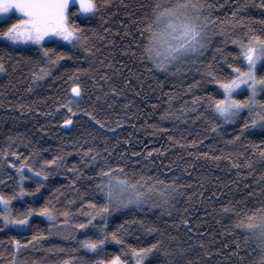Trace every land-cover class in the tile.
Masks as SVG:
<instances>
[{"label":"snow or ice","instance_id":"obj_1","mask_svg":"<svg viewBox=\"0 0 264 264\" xmlns=\"http://www.w3.org/2000/svg\"><path fill=\"white\" fill-rule=\"evenodd\" d=\"M111 3L112 0H0V14L13 11L19 13L18 18L0 27V38L3 39L0 48L4 50L0 54V72L7 73L6 65L9 61L14 69L23 64L33 82L27 91H32L34 85L52 77L54 70L61 66L65 58L88 60L89 57H96L99 49L93 43V38L104 40L106 36L92 27L91 21L102 10H107ZM234 5L231 14L221 18L215 15L214 9L222 5L213 0H144L138 6V15L126 12L128 23L120 21L124 26V38L131 40L124 53L138 58L149 72L160 70L167 78L169 74L173 77L178 73L184 75L195 67L201 73V78L193 80L182 93L189 95L190 101L181 103L179 110L174 107V102L180 96L173 89L162 93L167 96V101L159 113L160 120L178 121L181 117L187 119L188 113H194L195 121L206 122L209 127L205 131L223 137L225 145L239 144L249 130H264V19L256 20L241 15L248 7V0H234ZM260 7L264 8V0H260ZM101 19H104L103 15ZM255 23L261 27L257 29L253 26ZM108 31L104 29L105 33ZM62 43H66L72 51L61 47ZM21 44L34 48L36 55L17 53L20 59L14 60L7 49ZM229 44L235 46L236 50L229 51ZM76 52L81 55L77 57ZM209 52L211 59L207 58ZM97 67L103 69L114 65L110 60L105 63L101 58ZM96 71L92 63H89L87 68H65L55 77L63 80L67 76L63 81L67 85L64 96H57L53 101L54 111L63 115L61 123L64 126L73 125V117L77 113H86L97 125L108 127L93 110L83 106L85 98L90 99V94L81 79L82 75H89L95 88L101 90L104 85L100 81L112 79L104 71L98 80ZM124 84L131 86L128 79L124 80ZM209 84L214 86L213 91L204 90ZM160 85L163 88L164 81H160ZM109 93L123 95V90L110 84L108 92L103 95L106 97ZM100 98L98 94L96 100ZM153 107L157 110L160 108L159 105ZM36 110L40 111L39 108ZM228 123L239 125V131L230 138L221 131L222 125ZM169 139L185 148L202 143V140L195 138L187 140V143L176 137ZM248 145L253 153L264 160V139L259 143L249 140ZM247 150L245 148L238 155L244 156ZM101 151L106 153L103 158ZM155 151L158 150H150L145 159L152 162ZM80 154L84 167L101 161L99 169H92L93 175L88 177L84 167L73 163L66 173L70 184L59 185L43 203L36 204L37 193L49 184V177L55 174L52 170L65 168L66 157L70 153L58 150L50 159H40L38 149H33L27 155L12 151L10 143L7 151L0 149V156L4 158L0 161V169L5 173L4 179H0V185L8 186L6 182L14 181L11 192L0 190V231L9 234L5 239H0V264H85V258L79 255L81 250L95 256L89 264H150V260L159 252H163L165 257L172 256L173 248L165 247V240L172 244L175 236L168 237L161 229L151 226L146 227L145 232L158 233L159 238L150 243H128L126 237L129 231L126 225H144L145 221L140 218L125 221L109 231L108 218L113 211L130 205L137 208L151 205L161 212H167L171 218L174 212L181 211L178 207L181 200L186 198L190 203L197 197V193L203 197L204 192L199 191V188L191 191L193 183L178 182L180 177L175 175V171L179 166L173 162H169L171 166H164V172H160L157 167L155 172L148 174L149 164L141 165L139 153L128 156L125 151L112 159L111 149L97 151L94 147L82 146ZM195 155L212 160L227 159L237 169L241 167L234 159V154L223 149L219 154L206 151ZM8 166L14 170L15 176L8 171ZM244 166L250 169L248 175L256 171L251 160H247ZM188 167L184 166L181 175L187 173ZM92 180L97 183H91ZM27 182L34 186H29ZM83 182L88 183L93 196L99 194L102 203L86 198V194L61 202V189L68 187L74 193H80V183ZM194 183L202 186L199 179ZM222 196V192L212 193L213 200ZM235 196L241 199H229L217 209L218 214L229 219V228L238 237L229 245L232 249V256L228 257L229 264L232 257H236V264H264V172L259 174L255 186L245 185ZM77 200L82 201L79 208L75 207ZM14 201L20 203L14 204ZM187 211V208L183 209V212ZM37 215L45 217L47 225L44 229L37 227L27 238L23 234L34 227L32 220ZM98 217L102 223H96ZM172 223L177 228L180 225L190 226L186 216ZM81 232L85 235L79 239L77 234ZM89 232L92 234H87ZM54 237H63V242L44 248L49 239ZM109 241L119 245L120 251L108 252L106 244ZM71 243H75L76 247L67 246ZM199 243L203 248V241ZM38 245L43 249V256L38 255ZM187 251L177 246L176 255ZM216 252L220 250L216 249ZM242 252L248 253L247 258L241 255ZM51 254L56 258L53 259ZM205 254L211 257L213 252ZM195 259L199 261L200 257ZM173 264L179 262L173 261ZM186 264L193 262L187 261Z\"/></svg>","mask_w":264,"mask_h":264},{"label":"trees","instance_id":"obj_2","mask_svg":"<svg viewBox=\"0 0 264 264\" xmlns=\"http://www.w3.org/2000/svg\"><path fill=\"white\" fill-rule=\"evenodd\" d=\"M144 0H112L111 5L107 10H102L91 21L92 27L96 28L101 35H105L106 39L99 40L93 38L96 48L99 51L96 57H89L88 60L65 58L59 68L54 70L53 76L46 78L39 84L33 86L32 91H27L29 85L33 82L30 80L27 70L21 64L19 68L14 69L12 62L9 61L6 65L7 73L0 72V149L8 150L9 143L12 151H18L24 155L32 152L33 149L40 150V159H50L57 153L58 150H64L70 155L66 157V167L60 170L53 169L54 175L49 177V184L37 193L36 204L43 203L44 199L48 197L52 190L59 185H69L70 180L66 174L71 169L73 163L80 164L84 167L83 157L80 154V149L94 147L97 151L102 149H111V158L115 159L119 155L127 151L128 156L133 153H139L141 165L149 164L148 174H152L159 167L160 172H164V166L169 165V162L178 165L179 168L175 171V175L180 177V183H193L191 191L204 192V196L197 197L190 203L186 198L181 200L178 207L181 209L179 213H173L170 218L167 212H161L151 205H146L143 208L135 206H128L121 208L109 216L108 230H114L119 224L125 221H132L140 218L145 221L144 225L132 223L126 225L129 235L126 237L128 243H150L154 239L159 238L158 233L145 232L146 227L155 226L162 230L168 236H175V241L169 244L165 240V247L173 248V255L165 257L163 252L157 253L155 258L150 260V264H173V261H178L179 264H186L187 261H192L193 264H229L228 257L232 256V249L229 247L234 241L238 239L233 235L229 228V219L218 214L217 209L221 203L229 199H241L234 194L243 190L245 185L255 186V181L259 179V174L264 172V160H262L257 153H253L248 145V141L259 143L264 139V130L259 128L249 130L241 142L237 145H225L223 137L218 134L206 132L208 128L206 122L195 121L194 113H188L187 119L181 117L180 120L161 121L159 118L160 111L166 106L167 96L162 95L169 89H173L175 93L180 96V99L174 102V107L179 110L180 104L184 101H190L189 95L182 93L187 88V85L193 80H199L201 73L197 72L195 67L184 75L177 74L175 77L170 74L162 75L160 70L149 72L138 58L132 57L130 54L126 55L124 49L129 43L130 39L124 38V26L120 23L121 20L125 24L128 23L129 18L125 15L126 12L139 14L138 6ZM214 3L222 5L214 9L215 15L221 18L229 16L231 10L234 8V0H213ZM112 13V15H109ZM103 15L104 19H101ZM241 15L250 16L256 20L264 19V8L260 7V0H248L247 9L241 12ZM16 17L11 15L7 20L0 22V27L12 22ZM77 19H79L77 17ZM83 23V20H80ZM257 29L261 27L259 23L253 25ZM104 29H109L107 33ZM239 31V29H237ZM113 41V43H109ZM3 44V40H0ZM67 51L72 49L65 43L61 44ZM229 51H235V46L227 45ZM13 56V59H20L17 53H24L27 55H36L35 49L26 46H14L7 49ZM4 50L0 48V54ZM75 55L79 57L80 52ZM103 58L107 63L109 60L114 67L100 69L97 67L100 59ZM207 58L211 59V52L207 54ZM7 59V57H6ZM123 61V63H121ZM89 63L97 69V79L107 71L111 80H101L100 83L104 85L103 89L95 88L94 82L89 75H82L81 79L85 82L89 89L90 99L85 98V104L89 110H93L98 119L104 120L108 127H101L96 124L86 113H77L73 119L74 124L68 128H63L61 120L62 113L54 111L55 104L53 101L57 96L63 97L67 85L63 82L67 79L65 75L63 80L55 79L59 76L65 68L84 67L87 68ZM150 66V65H149ZM223 67V65H221ZM131 69V71H129ZM128 79L131 86H126L124 80ZM160 81H164L163 88ZM115 85L118 89L123 90V95H114L109 93L104 96L103 93L108 92L109 85ZM141 85H143L141 87ZM205 91H213V85H207ZM100 95V99L96 100V96ZM202 94V93H200ZM131 102V103H130ZM11 105V107H9ZM153 105H159L160 108H154ZM39 108L40 111L36 109ZM46 113H48L46 115ZM155 125V127H153ZM221 131L227 137L239 131L238 124L222 125ZM9 137L12 138L9 141ZM170 137L182 139L184 143L191 139H200L202 143L195 147L189 145L188 147H181L177 145ZM211 145V149L209 146ZM248 150L244 156H239L238 153ZM156 149L153 152L152 162L145 159L146 154ZM167 149V151H165ZM223 149L225 152L234 154L241 167L239 169L227 159L212 160L203 156H197L196 153H203L206 151L212 154H219ZM101 157L106 155L101 151ZM12 158V157H10ZM15 159V158H13ZM4 158L0 156V161ZM247 160H251L256 171L252 175H248L250 169L245 167ZM154 162V163H153ZM101 161L84 167L86 176L93 175L92 169H99ZM185 165H189L187 173L181 175V171ZM8 171L15 176L14 170L8 166ZM243 174V175H242ZM4 170L0 169V179H4ZM84 179L83 177L81 178ZM201 181L202 186L194 183L197 180ZM234 181L235 183H231ZM14 181L6 182L8 186L0 185V190L11 192V185ZM29 186H34L31 182H27ZM95 184L97 181L92 180ZM80 193H74L71 188L65 187L61 189L63 195L61 202L74 198L80 194H86L88 199H96L97 202L102 203L99 199V194L93 196L92 189L89 188L87 182L80 183ZM213 192H222V197L212 199ZM177 199H180L179 197ZM202 201V202H201ZM19 201H14V204H19ZM82 201L77 200L75 207L79 208ZM187 208V213L183 209ZM181 216H186L190 221V226L180 225L177 228L172 221H179ZM98 219V218H97ZM96 223H102L97 221ZM34 227L23 235L30 238L31 234L39 229H44L47 222L41 217L35 216L32 220ZM228 229L226 233L225 230ZM95 230L93 229L92 232ZM87 234H92L91 232ZM9 234L0 231V239H5ZM85 233L77 234L79 239H82ZM63 237L50 238L44 245L47 248L49 245H58L63 242ZM203 241L204 247L200 245ZM76 247L75 243L67 245ZM177 246L179 248L187 249L186 253L176 255ZM243 248V244H241ZM38 255L43 256L44 252L40 246H37ZM106 249L110 253L120 251V246L115 242L109 241L106 244ZM216 249L220 252L217 253ZM206 252H213L211 257L206 256ZM79 255L85 258V264H89L95 256L81 250ZM241 255L248 256L247 252H242ZM55 259V255L51 254ZM199 256L200 260L196 261ZM231 264H236V257H232Z\"/></svg>","mask_w":264,"mask_h":264},{"label":"rangeland","instance_id":"obj_3","mask_svg":"<svg viewBox=\"0 0 264 264\" xmlns=\"http://www.w3.org/2000/svg\"><path fill=\"white\" fill-rule=\"evenodd\" d=\"M11 15H14L16 18H18L19 17V13H16L15 11H13L12 13H8V14H0V22L1 21H4V20H7ZM0 40H3L2 38H0ZM66 44V43H65ZM18 47H26L27 45H23V44H21V45H17ZM228 124H230V123H228ZM114 212V211H113ZM112 212V213H113ZM38 217H41V216H39L38 215ZM42 219H44L46 222H47V220H46V218L45 217H41ZM97 221H101L100 220V218L98 217V219H97Z\"/></svg>","mask_w":264,"mask_h":264},{"label":"water","instance_id":"obj_4","mask_svg":"<svg viewBox=\"0 0 264 264\" xmlns=\"http://www.w3.org/2000/svg\"><path fill=\"white\" fill-rule=\"evenodd\" d=\"M69 126H70V125H69ZM69 126H64V125H62L63 128H68Z\"/></svg>","mask_w":264,"mask_h":264}]
</instances>
